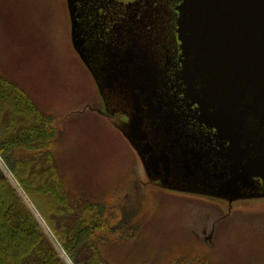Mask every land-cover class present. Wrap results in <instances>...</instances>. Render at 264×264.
<instances>
[{
	"label": "rangeland",
	"instance_id": "1",
	"mask_svg": "<svg viewBox=\"0 0 264 264\" xmlns=\"http://www.w3.org/2000/svg\"><path fill=\"white\" fill-rule=\"evenodd\" d=\"M91 1L0 0V74L56 118L54 168L66 184L73 207L103 204L106 229L98 233L108 242L102 247L103 257L110 264H264V216L257 214L264 210L263 196H251L230 184L212 186L186 177L180 156L168 146L163 157L154 154L152 161L173 160L176 176L152 177L143 158L142 133L130 121L138 113L134 88L137 91L143 71L139 75L131 65L127 75V68L114 61L112 48L105 63L95 59L100 51L90 49L96 46L88 26ZM127 1L121 0L116 11L120 22ZM136 1L142 4L141 17L139 11H132V38L139 28L147 44L158 41L154 54L164 63L162 46L175 38L174 7L181 0L149 4L131 0L132 10ZM83 17L87 18L80 25ZM118 26L123 31V25ZM115 37L112 33V46ZM149 120L145 131L157 146L159 136L150 124L153 118ZM149 151L150 147L147 155ZM14 158L22 159V155ZM0 163L60 258L74 264L1 154ZM133 229L137 232L131 233Z\"/></svg>",
	"mask_w": 264,
	"mask_h": 264
},
{
	"label": "water",
	"instance_id": "2",
	"mask_svg": "<svg viewBox=\"0 0 264 264\" xmlns=\"http://www.w3.org/2000/svg\"><path fill=\"white\" fill-rule=\"evenodd\" d=\"M178 11L188 99L230 143L234 178H264V0H183Z\"/></svg>",
	"mask_w": 264,
	"mask_h": 264
},
{
	"label": "trees",
	"instance_id": "3",
	"mask_svg": "<svg viewBox=\"0 0 264 264\" xmlns=\"http://www.w3.org/2000/svg\"><path fill=\"white\" fill-rule=\"evenodd\" d=\"M55 121L21 86L0 74L2 158L74 264H110L102 255L108 242L98 235L106 229L103 204L73 207L66 184L54 168ZM0 264H65L1 169Z\"/></svg>",
	"mask_w": 264,
	"mask_h": 264
},
{
	"label": "flooded vegetation",
	"instance_id": "4",
	"mask_svg": "<svg viewBox=\"0 0 264 264\" xmlns=\"http://www.w3.org/2000/svg\"><path fill=\"white\" fill-rule=\"evenodd\" d=\"M151 1L153 0H147L146 4ZM182 2L183 0L174 7L177 14L175 30L173 31L175 38L171 39V41L168 40L169 43H167L171 46L165 45L170 47L162 46L165 50L164 63L158 62L159 59L154 54L153 46L158 41L147 44L148 39L143 34L142 29L139 28L138 32L133 34L136 35L135 39L132 38L130 30L132 11H139L137 13L141 17L140 8L142 4L137 1L134 3L135 7L133 10L130 6L131 0L124 3L122 10L124 13L123 22L119 21L120 17L116 13L120 9L121 0L91 1L88 13V16L91 17V23H88V26L90 34L95 39L93 43H96V46H94V49H90L96 54V49L99 50L100 53L95 59L104 61V63L109 60L106 55L109 48H112L113 55H117L121 51V54L119 53L117 58L114 55L113 59L118 66L127 68V75L131 65L138 68L137 73L139 75L143 71L137 83V91L134 88L137 96L135 110L138 113L134 114L130 121H132V128L135 131L139 129L142 133L141 139L144 142L141 149L145 150L143 158L146 161L147 169L155 180L162 176L170 177L175 175L176 167H174L173 160L167 163L162 161L161 163L163 164H156L157 161H154V163L152 161L154 154L163 157L164 148L168 146L175 150L174 153L172 152L173 154L180 156V168L185 170L186 177L195 178L196 182L199 180H202L200 182L203 183L208 182L212 186L230 184L234 188H239L248 194L251 193V196L264 197V178L257 176L249 179L243 177L234 178L232 173L235 171L225 161L223 155L230 143L227 140H223L217 130L211 129L201 122L198 107L193 105L187 97V87L181 74L183 68L182 44L178 33L180 18L178 8ZM85 18L87 17L79 19L80 25L84 24L83 20ZM119 24L124 27L121 32L118 29ZM84 31L85 29L82 26V32ZM112 33L115 34V40L117 41L114 42L113 46L110 44ZM100 58L104 60H100ZM146 63L151 66L146 65ZM142 112L148 117H144L146 115H142ZM140 116H143V119ZM149 118H153L150 124L155 131L154 134L159 136L157 144L155 143L157 146L150 142L152 138L149 131H145L146 122H150ZM147 136L148 138H146ZM154 137L156 138V136ZM148 147H150V151L147 155L146 150ZM205 191L210 192L206 189ZM247 202L244 201L243 203ZM232 205L234 203H230L229 208H232ZM257 214L264 216V210L259 211Z\"/></svg>",
	"mask_w": 264,
	"mask_h": 264
},
{
	"label": "bare ground",
	"instance_id": "5",
	"mask_svg": "<svg viewBox=\"0 0 264 264\" xmlns=\"http://www.w3.org/2000/svg\"><path fill=\"white\" fill-rule=\"evenodd\" d=\"M0 165L2 166V164L0 163ZM3 168V167H2ZM4 169H5V167H4ZM5 171H6V169H5Z\"/></svg>",
	"mask_w": 264,
	"mask_h": 264
}]
</instances>
